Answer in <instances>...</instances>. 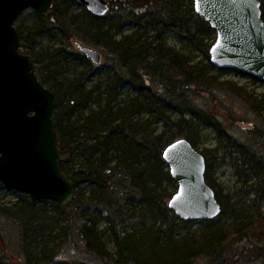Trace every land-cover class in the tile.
Returning a JSON list of instances; mask_svg holds the SVG:
<instances>
[{"label":"trees","instance_id":"trees-1","mask_svg":"<svg viewBox=\"0 0 264 264\" xmlns=\"http://www.w3.org/2000/svg\"><path fill=\"white\" fill-rule=\"evenodd\" d=\"M68 1L71 6L76 0ZM184 1L111 0V7L117 11L115 16H94L85 10L83 15L67 20L68 6L62 5L63 0H54L49 13L38 14L40 24L35 29L36 33L57 30L70 39H79L77 43L98 46L113 56L117 73L107 77L103 83L90 85L89 78L82 76L58 83L65 65L74 59L90 62L87 55L71 43L55 48L49 56L41 59L33 54L28 36L20 34L21 51L31 56L43 85L51 84L47 87L55 97L54 129L59 150L64 156L60 168L73 182L76 192L70 205L56 204L58 212L51 215L45 208L46 200L34 202L26 195L12 205L0 204V216L11 218L20 227V246L27 264H52L54 247L49 246L57 238L54 233L60 228L58 223L64 214L81 221L78 231L82 243L89 255L101 264H129L139 244L137 231L148 230L151 224L160 223V229L172 238L177 227H187L193 220L185 221L169 208L170 198L175 193L164 185L168 183L175 189L178 186L171 177L163 152L168 144L181 138L188 139L196 147L202 126L219 127L200 118L201 113L188 101L190 94L195 92L196 86H217L234 91L258 113L264 107V95L259 102L258 97L251 98L242 88H236L230 81L220 82L211 73L217 69L221 73L247 74L238 69L216 68L211 63L190 64L174 48L166 45L164 34L169 30L175 29L179 35L187 32L186 35L197 41L206 57L211 58L210 49L217 38L216 31L194 13V0L189 1L191 16L195 20L189 24L190 20L182 10ZM260 2L264 22V0ZM128 23L145 29L138 41L133 42L132 37L139 32L122 36ZM149 32L152 33L150 38L142 41L141 36L146 37ZM203 34L206 38L211 35L215 38L205 43ZM118 35L121 38L117 40ZM253 79L264 83L260 78ZM130 85L134 86L138 96L131 100L123 99L122 90ZM175 113L179 118L173 121ZM142 114L147 118L141 120ZM160 124L163 129L158 131ZM238 151L244 156L242 166L248 164L261 173L262 177L255 184L264 191L263 156L248 152L241 145ZM202 154L206 158V181L215 190L222 206L219 219L207 221L222 223L220 219L227 213L223 206V188L213 175L216 164L213 165V161L211 164L212 156ZM83 185H87L91 192L87 198ZM5 190L0 183V193ZM136 202L142 207L135 215L138 222L133 225V234L116 230L117 225L133 218L125 208ZM233 213L237 220L227 226L215 225V232L202 237L199 242L187 241L186 249L174 253L178 260L165 264H225V257L231 253L230 247L235 242L245 238L264 241V219L253 223L235 209ZM102 220L114 234L115 253L106 249L98 232ZM1 259L0 264H7ZM257 262L264 264V253Z\"/></svg>","mask_w":264,"mask_h":264},{"label":"rangeland","instance_id":"rangeland-1","mask_svg":"<svg viewBox=\"0 0 264 264\" xmlns=\"http://www.w3.org/2000/svg\"><path fill=\"white\" fill-rule=\"evenodd\" d=\"M107 1L111 7V0ZM62 5L68 6L67 20L75 15H83L86 10L76 1L70 6L68 0H63ZM191 7L190 1L185 0L182 10L186 18L190 20L189 24L194 23L195 20L191 16ZM116 12L114 8L110 9L107 16H115ZM38 14L33 8L27 9L20 14L15 22L19 34H23L24 37L28 36V43L36 57L43 59V57L49 56L55 48L68 46L71 43L78 50L76 41L80 40L77 38L70 39L57 30H54L53 33L48 31L36 33L35 29L40 24ZM138 27L133 23H128L123 28L122 36L128 37L135 32H139L137 36L132 37L133 42L138 41L140 34L145 32V29ZM138 29L139 31H137ZM186 33L179 35L178 31L171 29L164 34V41L167 46L174 48L184 56V59L190 64L205 65V63H211V58L206 57L205 53L197 46V41L191 39ZM151 34L149 32L146 37L141 36L142 41L150 38ZM203 37L206 39L205 43H209L214 40L215 35L206 38L203 34ZM120 38L121 36L118 35L117 40ZM82 43L102 52V63L96 65L91 61L83 62L80 59H74L63 67L62 74L57 80L58 83H66L82 76L84 79L89 78L87 79L88 84L92 85L96 82L103 83L107 77L114 76L117 73L111 54L104 52L98 46ZM211 74L217 76L220 82L230 81L236 88H242L251 98L258 97L259 102L263 100L261 98L264 95L263 82H257L249 75L245 76L232 71L221 73L216 69ZM47 86L51 87V84H47ZM195 88V92L190 94L188 101L201 113L200 118L202 120H209L219 126L217 129L212 126H202L198 132L199 138L196 148L200 152L215 157V159L211 157V164L212 161L213 165L216 164L213 175L217 184L223 188V206L226 207L227 213L221 217L222 223L211 224L207 220H193L187 227H177L178 230L172 238L163 229H160V223L157 225L151 224L148 230L140 229V231H137L139 244L132 253L129 264H165L178 260L174 253L186 249L184 246L187 241L199 242L202 237L212 235L215 232V225L221 224L222 226L224 224L227 226L237 220L233 209L253 223L264 219V191L260 190L255 184L262 175L248 164L242 166L244 156L238 151V147L241 145L246 151L254 152L257 156H263L264 158V107L258 113L246 99L241 98L230 89H222L217 86L210 88L208 86H196ZM122 91L123 99L131 100L138 96L133 85L124 88ZM143 118H147L146 114L140 116L141 120ZM178 118L179 115L175 113L172 119L175 121ZM162 129V124H160L158 131ZM83 187L86 190L85 197L87 198L90 196V189L87 185H83ZM164 187L173 193L178 190L172 188L168 183ZM22 195L6 189L5 192L0 193V204L12 205L21 199ZM56 204L54 201L46 200L45 208L49 212L48 215L58 212ZM141 207L138 202L127 206L125 209L133 218L127 219L126 223L117 225L116 230H121L129 235L133 234V225L138 222L135 215ZM80 223L81 221L78 218L71 219L69 215H63L61 222L58 223L60 228L54 233L57 238L49 246L50 248L54 247L52 264H101L98 259L90 256L86 251L78 231ZM98 232L106 245V249L110 253H115L117 250L115 237L112 231L107 229L105 220L100 222ZM20 243V227L11 218L0 216L1 260L7 264H27ZM230 249L231 253L225 257V264H257V260L264 253V241L245 238L241 242H235ZM48 254L49 250L46 251V255Z\"/></svg>","mask_w":264,"mask_h":264},{"label":"water","instance_id":"water-1","mask_svg":"<svg viewBox=\"0 0 264 264\" xmlns=\"http://www.w3.org/2000/svg\"><path fill=\"white\" fill-rule=\"evenodd\" d=\"M92 15L106 16L107 0H76ZM54 0H0V183L34 202L68 206L75 198L73 182L61 171L64 156L54 129L53 91L36 74L31 56L21 51L15 25L33 8L40 14ZM195 12L216 31L211 64L234 69L264 81V22L260 0H194ZM78 49L92 63L102 52L83 43ZM178 190L169 208L185 221L216 219L222 213L215 190L206 181V158L188 139L168 144L163 152Z\"/></svg>","mask_w":264,"mask_h":264}]
</instances>
